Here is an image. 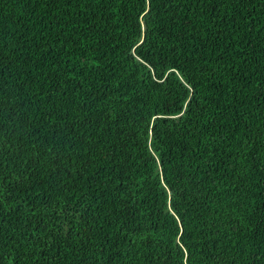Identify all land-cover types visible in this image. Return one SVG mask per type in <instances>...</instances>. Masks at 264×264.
<instances>
[{"label": "trees", "instance_id": "trees-1", "mask_svg": "<svg viewBox=\"0 0 264 264\" xmlns=\"http://www.w3.org/2000/svg\"><path fill=\"white\" fill-rule=\"evenodd\" d=\"M0 264H264V0H0Z\"/></svg>", "mask_w": 264, "mask_h": 264}]
</instances>
